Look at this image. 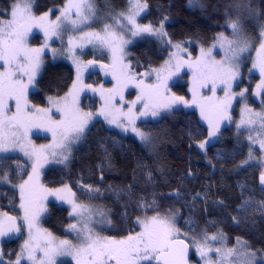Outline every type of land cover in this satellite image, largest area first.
<instances>
[{"label": "snow or ice", "instance_id": "6c2138e0", "mask_svg": "<svg viewBox=\"0 0 264 264\" xmlns=\"http://www.w3.org/2000/svg\"><path fill=\"white\" fill-rule=\"evenodd\" d=\"M197 5L201 9L206 7L200 3V0H189L190 7ZM147 7V3H141V0H127V11H115L113 15L114 9L106 0L108 15L104 18L111 19L113 23H106L101 31H82L84 27H92L100 18L96 0H67L60 9V15L54 21L49 19V12L40 16L35 15L34 0H13L10 18L0 19V153H12L18 149L33 161L32 173L18 186L23 217L18 218L9 216L7 212H0V237L20 233L21 219L27 225L28 239L21 246L14 264H22L23 261H27L28 264H61L58 258L65 256H70L75 264H189V251L192 245L186 242L188 239L193 242L203 264H264V248L253 249L250 242L241 237H236V244L233 247H227L223 243L218 247L214 246L211 242L226 239L222 231L212 235H208L205 231L202 241L197 237L189 238L186 235L181 239V229L177 227L175 216L162 215L158 206L155 215L137 217L140 231L135 235H128L122 239L101 236L95 230V224L115 226L110 216V208L79 201L76 193L68 185L49 190L39 182L40 169L44 163L52 162L67 166L72 157L73 145L86 137L94 115L103 116L108 124L115 125L125 133L131 130L143 144L149 145L153 141V134L138 127V119L147 116L161 117L162 113L178 110L179 105H183L184 108L195 107L199 109L201 119L208 125V139L198 145L201 150H205L213 138L217 140L220 138L222 122L231 121L229 109L232 107V100L236 96L242 98L245 96L247 89L234 92L233 83L240 78L242 54L250 53L257 39L259 46L256 47L252 69L259 71L261 79L256 86V95H261V90H264V20H262L264 9L259 6L254 8L252 0L237 5V9H242V12H238L235 19L229 17L226 20L227 27L232 29L233 39H229L223 32L219 33L212 48L205 50L201 47L200 55L195 59L191 55L187 59L180 55L181 52L186 51L183 43L172 45L176 51L162 66L137 76L132 72L131 65L124 62L125 46L131 43L125 38L124 30L130 25L131 28L128 30L133 37L147 33L163 40L168 36L164 31V22L169 19L168 16L164 17L159 27L151 24L141 26L137 23V17ZM244 13L247 14L248 19L255 22L259 30L258 36L244 35L246 32L243 24ZM66 25H70L74 32L81 31L79 37L70 36L68 39L69 51L73 52L70 58L76 66V77L63 96H48V107L30 105L28 92L37 85L36 78L44 65L43 55L48 48L47 41L53 36H60L67 30ZM34 27L44 32L45 43L39 48H32L28 44V34ZM242 35L243 39H241ZM167 43L172 42L169 39ZM86 44L99 46L110 53L111 64H101L100 67L106 75L109 73L112 75L115 84L111 89H104L103 86L95 88L91 84L84 83L82 68L94 67L96 61L89 60L85 65L75 57L74 50L82 49ZM216 47L224 53L220 59L213 56V48ZM52 52L55 59L57 50L52 49ZM182 68H187L192 73L189 88L192 93L191 101L170 92L169 81L173 76H178ZM153 73L156 77L155 83H146L143 77L151 76ZM130 85L137 88L139 94L128 104L125 111L124 89ZM209 87L212 95L206 96L203 90ZM221 87L224 90L222 98L217 95V89ZM88 91L98 93L103 102L97 114L85 112L81 107V94ZM117 97L121 107L116 106ZM11 100L15 101V112H11L9 105ZM138 104L143 105L139 114L135 111ZM57 113L58 119L55 118ZM236 127L247 128L250 133L255 131V137L252 134L248 136L250 145L258 143L261 152H264V138H261L264 136V108L260 112H255L245 104L241 120ZM34 130L50 132L52 143L37 148L31 143L29 135ZM217 155L221 153L218 152ZM7 159L10 157H0V171L3 170L4 161ZM254 159L255 153L250 146L248 159L237 168L250 166V161ZM261 162H264V158ZM100 167L103 168V162ZM16 170H23V166L17 163ZM13 171L15 170L9 165L8 171L0 175V187L11 183ZM135 175L134 170V178ZM144 175L147 181L153 179L151 170ZM102 180L103 175H101ZM260 183L264 186V172L261 173ZM245 187L241 185L242 192ZM80 188L88 201L104 195L100 187L92 184L81 183ZM134 188L135 182L126 188L109 186L105 191L110 190V194L117 202L127 197L129 200L137 199L138 207H152L153 205L147 204L144 198L134 197ZM174 194L177 198H181L178 191ZM48 195H54L71 206L69 217L74 218L75 222L69 224L67 230L75 235L77 242L74 243L70 239L58 240L47 229L38 227L40 217L48 211L42 204V200ZM199 195L198 193L197 196ZM124 206L127 207V202ZM251 206V198L242 200L236 211L237 213L248 211ZM255 210L264 214V201L258 202ZM96 217H99V220H96ZM232 219L237 225L241 222L239 214ZM189 226L195 227V221L190 220ZM0 264H3L2 253H0Z\"/></svg>", "mask_w": 264, "mask_h": 264}, {"label": "trees", "instance_id": "16d2710c", "mask_svg": "<svg viewBox=\"0 0 264 264\" xmlns=\"http://www.w3.org/2000/svg\"><path fill=\"white\" fill-rule=\"evenodd\" d=\"M64 1L34 0V12L40 14L60 8ZM141 2L148 5L145 13L137 19V23L141 26L151 24L159 27L164 17L168 16L169 19L164 22V31L168 33L165 37L167 40L170 39L176 44L190 42L209 45L221 32L227 37L233 35L232 29L227 27L226 20L229 17L235 19L238 12H242V9H237V5L246 3L247 0H200V3L206 6L204 9L198 5L190 7L189 0H141ZM12 3L13 0H0V19L8 18ZM107 3L111 4L115 12L121 11L127 0H107ZM252 3L254 8L259 6L264 9V0H252ZM96 4L100 15L108 14L106 0H96ZM243 15L246 33L258 36L259 30L255 22L248 19L246 13ZM36 40L35 38L33 42ZM256 42L259 40L257 39ZM189 49L194 55L195 46L191 45ZM164 51L150 35L143 36L129 46L127 58L131 61L132 70L137 74L146 73L159 66L164 59ZM43 59L44 65L37 78V85L34 91L28 94L29 103L41 108L48 104V96H63L74 79L73 68L67 56L54 59L48 53ZM89 60L88 57L84 64L86 65ZM91 60L105 63L103 60ZM90 68L92 70L86 74L87 76L85 75V83L95 86L101 80L96 72L101 67L95 65ZM245 68L246 65L242 71L246 70L249 73V67ZM250 80L254 83V87L258 82V76L251 75ZM173 88L175 91L170 88L171 93L175 92V95L187 97L184 86H173ZM261 94L260 100L264 106V90ZM251 103L258 105L253 101ZM81 107L85 112L97 110L98 113L99 100L87 93L82 98ZM96 116L98 119L89 126L90 130L86 133V137L76 144L67 166L63 164L48 166L42 176V185L49 190L68 185L76 193L79 201L110 208V216L115 226L110 227L105 224L102 231H99L100 226L95 225L99 235L116 239L134 235L139 231L137 217L155 215L158 206L162 215L175 216L177 227L181 229V239H184L185 235L189 238L201 239L204 238L205 231L208 235L222 231L226 237L223 241L227 246L236 243V237H241L250 242L253 249L264 248V214L255 210L258 202L264 201V189L259 183L260 167L254 160L250 162V166L237 168L248 159L250 147L242 134L236 133L231 125L223 128L220 131V138L210 143L202 152L195 145L206 139L207 127L200 117L198 108H184L183 105H179L178 110L162 113L161 117L147 123L148 125L143 124L144 122L138 123L137 126L143 131L153 134V141L149 145L138 143L121 130L107 128L102 122L106 123L104 117ZM158 135L160 141L156 139ZM34 139L36 142H42L46 138ZM218 152L221 155H217ZM3 156H8L10 159L4 161L0 175L8 171L9 165L15 171L11 173V183L0 187V212L19 217L18 186L29 176V163L21 154L0 155ZM102 162L103 168L100 167ZM17 163L23 166V170H16ZM148 170L153 173L151 181H147L144 175ZM101 175H103L102 181ZM133 182H135L134 197L144 198L147 204L153 205L152 207H138L137 199L129 200L127 197L117 202L110 194V190L105 191L109 186L126 188ZM81 183L100 187L104 195L88 201L80 188ZM241 185L246 186L243 192ZM177 191L181 198H177L174 194ZM170 193L173 195L170 196ZM249 198L252 200L249 210L237 213L236 209L241 201ZM53 202L48 204V211L43 214L44 217L42 216V228L47 229L58 240L70 239L74 243L77 242L76 237L67 230L68 225L73 222L67 207ZM125 202L127 207L124 206ZM238 214L241 216L239 225L232 219ZM95 219L99 220V217ZM190 220L195 221V227L189 226ZM21 228L20 233L12 234L10 239L1 241L0 252L3 264H12V260L16 259L22 236L25 235L24 227ZM186 242L192 241L188 239ZM61 264L72 263L69 259V261L62 260ZM191 264H198L193 255Z\"/></svg>", "mask_w": 264, "mask_h": 264}, {"label": "rangeland", "instance_id": "374dc122", "mask_svg": "<svg viewBox=\"0 0 264 264\" xmlns=\"http://www.w3.org/2000/svg\"><path fill=\"white\" fill-rule=\"evenodd\" d=\"M66 3H67V0L64 1L63 5L60 8H56V9H52L51 11H47V12H49V19L52 20V21L56 20V17L60 15V9H62L63 6ZM121 11H125V12L127 11V4L123 7V9ZM10 12H11V6H10V9H9V12H8V15H7L8 16L7 19L10 18ZM44 13L45 12L40 13V14H36L35 13V15L40 16V15H43ZM143 13H145V11L142 12L141 15H143ZM112 14L114 15L115 12L112 13ZM106 15H108V14H106ZM106 15H100V18H99L98 22L94 23L92 25V27H84L82 29V31H101L106 23H113V21L111 19H105L104 18ZM141 15L139 17H141ZM139 17H137V19ZM125 23H126V21H125ZM130 28H131V26L129 25L128 28L124 30L125 38L131 41V43H129V44H127L125 46L126 56H125V61L124 62L126 64H130L131 65V70H132L131 61L127 58L128 57L127 49L129 48V46L135 40H137V39H139V38H141L143 36L148 37L149 35L147 33H144V34H142L140 36L133 37L132 34H131V31L128 30ZM66 29L67 30L63 31V33L60 36H53L51 39H49L47 41L48 48L45 49L44 55L49 53L50 56L52 55V57H53L52 49H56L57 50V53H58L56 55V57H55L56 59L57 58H59V59L60 58H64V57L67 56V59L70 61V64H71V66L73 68L74 79H75V77H76V66L73 63V60L70 58L73 55V52H70L69 51L68 39H69L70 36L79 37L81 35V31H75V32L72 31L70 25H66ZM244 35H249V34H247L245 32ZM151 37L162 47L163 50H165L164 51V59L160 62L159 66L157 67V68H159L160 66H162L164 64L165 60H168L169 57H170V55L173 52L176 51V49L172 46V45H175L176 43L168 44L167 43L168 40L165 37L163 38V40H161V39H159V38H157L155 36H151ZM35 38L37 40L35 42H33ZM228 38L229 39H233L234 37H233V35H231ZM241 39H243V35L241 36ZM256 41H255V45L250 49V53H244V54H242V56H241V65H240V71H241L240 78L233 83V91L234 92H240V91H242L244 89H247V91H246L245 96L243 98L242 97H239V96H236L232 100V107L229 109V113H230L232 119H231V121H228V120L223 121L222 124H221L220 131L223 128L228 127V126L231 125L233 127V129L235 130L236 133L242 134V137H244V140L248 143L249 147L251 146L252 150L255 153V159L254 160H255V162L260 167L259 169H260V175H261V173L264 172V162H261L262 161V158H264V152H261L258 143L253 144V145H250V142L248 140L249 134H252L255 137L256 136V132L253 131V132L250 133L249 129H247V128L237 129V127H236L237 123H239L240 120H241L242 110L244 109L245 104H247V106L249 108H252L255 112H260L262 110V108H264V106H263V104L261 103V100H260V96L262 94L259 95L258 97L256 95V92H257V87L256 86H257V84L260 83L261 77H260L259 71L257 69H252V62H253V60L255 59V56H256V47L259 46V42H256ZM44 43H45L44 32L40 28L34 27L31 30V32L28 34V44H29V46L32 47V48H39ZM214 43H216V40L213 41L209 45H199L197 43H190V42L184 43L183 44V47L186 49V51L181 52L180 55L183 56L184 59H187L189 55H191L192 58L195 59L196 57H198L200 55V49H201V47H203V48H205V50H207L208 48H212V45ZM190 44L195 46V54L194 55H192L191 52H190V49H189V46H191ZM223 54H224L223 51L219 47L213 48V56L216 59H220L223 56ZM74 55H75L76 58H78L80 61H82L83 64H84V62L86 60H88V57H89L90 60L91 59H97V58L102 59L103 62H105L104 64H106V65H110L111 64V55L108 52V50L107 49L100 48L99 46H95L94 47L91 44H86L82 49L81 48H76L74 50ZM174 63H175V61H173V64ZM245 65H246L247 68L249 67V70L252 69V71H249V73H248V71L244 70V72H243L242 69H243V67ZM247 68H245V69H247ZM90 70H92L90 67L82 68L84 83H85V78L87 76L86 74H88V72ZM96 72L99 74L101 80H100V83H98L95 86L94 85H92V86L95 87V88H100L101 86H103L104 89H111L113 87V85L115 84V81L112 79V75L110 73L106 75L105 74V71H102L101 69H97ZM132 72H134L137 76H139V74H137L135 72V70H132ZM251 75H257L258 76V82L255 83L256 86H254V87H253L254 83H252L251 80H250V76ZM38 77H39V74L37 75V78ZM191 77H192V73L187 68H182L180 70L179 75L178 76H173L172 80L169 81V88H172V91H173L174 90L173 86H178V87L179 86H184V90L187 93V97H185V98H187L186 100L191 101V99H192V93L189 91V88L191 87ZM143 79L145 80L146 83H155V81H156V77H155V74L154 73L151 76H145V77H143ZM34 89H35V87L34 88H30L28 94L31 93L32 91H34ZM261 91H263V90H261ZM87 93L93 95L95 98H97L99 100V104H100V108H101L103 102L101 101V98H100V96H99L98 93H92L91 91H88L86 93H82L81 94V99ZM138 94H139V91H137V88H135L133 86L127 87V88L124 89V98H125L126 103L123 105V107H124V110L125 111H127L128 104H130L133 100H135ZM172 94H175V92L172 93ZM203 94L206 95V96H211L212 93H211L210 87L207 88V89H204L203 90ZM217 95L219 97H221V98L224 96V90H223L222 87L217 89ZM251 101L256 102L258 105L257 106L255 104L252 105ZM9 105H10V108H11V112H15V109H16L15 101L14 100L9 101ZM48 106L49 105L46 104V107H48ZM116 106L117 107H121V104H120V101H119V97L116 98ZM98 108L99 107L97 106V109ZM142 108H143V105L142 104H138L137 105V107L135 109V111L137 112V114H139V111ZM11 112L9 114H11ZM92 113L93 114H96L97 113V110L95 112H92ZM55 115H56L55 118L58 119L59 118V114L57 113ZM101 117H103V116H101ZM157 118H159V117H156V118H153L151 116L141 117L140 119L137 120V124L144 122L143 124L148 125L147 123H149V122H151L153 120H156ZM95 119H98V117L96 115L93 116V120L91 121L90 125L92 124V122ZM102 122L104 123V125L107 128H110V129L116 130V131L117 130H121V129H118L115 125H111L112 127H110V124H108L107 121H106L107 124L104 121H102ZM204 124L207 127V137L205 139V140H207L208 139V125H207L206 122ZM256 127L258 128V125ZM123 133H125V132H123ZM125 134H127V135L131 136L132 138H134L138 143H140V144L142 143L139 140V138H137L135 136V134L131 130H129ZM29 135H30L31 143L33 145H35L37 148H39L41 145H48V144H51L52 143V134L50 132H45V131H42V130L37 132V131L34 130ZM35 137H43V138H46V139L44 141H42V142H36L35 139H34ZM261 138H264V136H262ZM156 139L158 141H160V136L158 135V138H156ZM216 141H217V139L216 138H213L210 143H214ZM198 145H199V143H197L195 146L200 151L204 152L205 150H201L198 147ZM76 146L77 145H73V150L75 149ZM15 152H17V153H15ZM15 152H12V153H0V155H5V154H18V155L21 154V155H23V153L21 151H19L18 149ZM25 158L28 160V163H29V168H30L29 175H30L32 173V163H33V161L32 160H29L27 157H25ZM254 160H252L250 162H254ZM49 163H51V164L49 165ZM56 165H62V164H57V163H52V162H48V163H44L43 164V167L40 169V177H39V182L41 184H42V176H43V173H44L45 169H47L48 166H56ZM57 189H60V188H57ZM41 195H43V193H41ZM46 200H48V201L46 202ZM53 201L56 202V204L58 203L59 205L61 204V205L65 206V207H67L68 211L70 212L71 206L69 204H67V203H65V202L57 199V197L54 196V195H48L46 199H43L42 200V204L47 207L48 204L49 203H52ZM19 209H20V213H19V217L18 218H22L23 215H24V212H23V210L20 207H19ZM42 216L40 217L39 225H38V227L41 228V229H43L42 228V225H41V221L43 219ZM74 222H75V219L73 218V222L72 223H74ZM19 223H20L21 226L24 227L23 234H25V235L22 236V239H21V242H20L21 244L19 245V251L18 252H20L21 246L23 245L24 241L26 239H28V229H27V225L24 224V222H23L22 219L19 220ZM95 225H96V227H99L100 226L99 227V231L100 230L102 231V229L105 226V224H99V223H97ZM139 231H140V225H139ZM12 234H15V233H12ZM12 234H10L9 236H6V237H0V244H1V241L4 242L8 238L10 239V236ZM71 236H72V234H71ZM73 236H75V235L73 234ZM200 240L202 241L203 238H201ZM211 243L214 246H217V247L220 246L221 243L225 244L224 241H217V242H211ZM190 244L192 245L191 246V251H192V255L194 257L195 262H197L198 264H203V261L200 259L198 253L196 252V248H195L193 242H190ZM235 244L236 243H234L233 245H229L227 247H233ZM213 258H215V254H213ZM16 259H17V256H16ZM16 259L12 260L11 263L14 264V262L16 261ZM69 259H70V262L72 264H75V261H73L70 256L59 257L58 258V260L60 262L62 260H68L69 261ZM24 263L26 264L28 262L27 261H23L22 264H24Z\"/></svg>", "mask_w": 264, "mask_h": 264}, {"label": "water", "instance_id": "95a60500", "mask_svg": "<svg viewBox=\"0 0 264 264\" xmlns=\"http://www.w3.org/2000/svg\"><path fill=\"white\" fill-rule=\"evenodd\" d=\"M101 64L106 65V64H104V63H102V62H96L95 65H96V66H100ZM259 183H260V180H259ZM260 186H261V188L264 189V186H262L261 183H260ZM191 257H192V253H191V249H190V251H189V264H191Z\"/></svg>", "mask_w": 264, "mask_h": 264}, {"label": "flooded vegetation", "instance_id": "af4514ba", "mask_svg": "<svg viewBox=\"0 0 264 264\" xmlns=\"http://www.w3.org/2000/svg\"><path fill=\"white\" fill-rule=\"evenodd\" d=\"M96 60H98V59H96ZM98 61H102V60H98Z\"/></svg>", "mask_w": 264, "mask_h": 264}]
</instances>
